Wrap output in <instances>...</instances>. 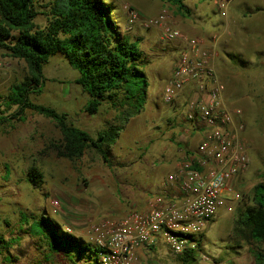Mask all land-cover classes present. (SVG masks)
I'll list each match as a JSON object with an SVG mask.
<instances>
[{
	"label": "rangeland",
	"instance_id": "rangeland-1",
	"mask_svg": "<svg viewBox=\"0 0 264 264\" xmlns=\"http://www.w3.org/2000/svg\"><path fill=\"white\" fill-rule=\"evenodd\" d=\"M109 1L116 7L113 16L121 34L137 40L149 60L145 67L149 80L145 107L125 122L106 103L98 112L88 114L85 105L89 96L75 81L78 72L60 53L50 58L43 67L42 91L32 95L34 102L67 114L69 123L94 138L111 125L119 128V134L108 146L110 162L106 163L93 148H87L79 159L60 156L59 127L54 119L41 113L27 110L22 121L0 124V264H73L61 253L47 255L45 240L30 231L34 219L49 217L61 229L96 245L99 234L95 227L114 224L129 210L138 209L134 204L140 187L148 183L157 186L168 171L162 150L176 145L170 127L183 120L188 95L182 93L166 103L161 93L185 42L179 38L161 39L156 26L144 27L136 22L128 28L126 11L133 8L141 18L166 11L175 28L189 36L184 16L168 2ZM218 1L185 0L192 8L190 17L185 18L195 20V36L209 43L219 36L215 70L225 83L226 103L242 112L249 163L231 182L230 201L205 228L201 251L210 260L198 255L192 264H253L255 252L263 253L264 264V242L252 240L238 222L245 208L253 203V187L264 182V0H230L226 16L220 14ZM45 5L41 1L38 10L46 12ZM43 13L35 19L38 26L47 22ZM229 52L247 62H233ZM160 67L164 69L162 77L155 74ZM28 75L23 59L0 48V101L12 84ZM14 109L12 106L7 112ZM31 172L39 173L36 183L28 178ZM178 256L162 243L138 252L143 264H183Z\"/></svg>",
	"mask_w": 264,
	"mask_h": 264
},
{
	"label": "trees",
	"instance_id": "trees-1",
	"mask_svg": "<svg viewBox=\"0 0 264 264\" xmlns=\"http://www.w3.org/2000/svg\"><path fill=\"white\" fill-rule=\"evenodd\" d=\"M41 1L48 7L44 13L38 10ZM157 1L176 5L182 15L191 14L184 0ZM115 8L109 0H0V48L12 57L23 59L29 70V75L12 84L0 101V124L22 121L27 110L41 113L54 119L59 127L60 156L79 159L87 148H93L104 162H110L108 146L116 140L119 128L111 125L94 138L69 123L67 114L34 102L32 95L42 91L44 65L60 53L78 72L75 81L89 96L85 105L88 114L98 112L104 103L116 109L124 122L143 111L149 85L145 67L149 60L137 40L121 34L113 16ZM39 13L46 16L45 25L38 26L35 22ZM228 56L239 64L247 62L230 52ZM12 106L15 109L8 113ZM38 174L31 172L29 180L36 183ZM252 202L238 222L252 240L264 242V182L253 187ZM34 220L30 231L45 240L47 255L61 253L73 264H99L100 249L96 245L61 229L49 217ZM203 236L197 240L198 245ZM196 258L195 251L178 256L183 264H192ZM262 258V252H255L253 264H261Z\"/></svg>",
	"mask_w": 264,
	"mask_h": 264
},
{
	"label": "built area",
	"instance_id": "built-area-1",
	"mask_svg": "<svg viewBox=\"0 0 264 264\" xmlns=\"http://www.w3.org/2000/svg\"><path fill=\"white\" fill-rule=\"evenodd\" d=\"M126 22L128 28L136 22L144 27L156 26L165 41L184 40L186 48L172 68L161 97L170 103L182 93L188 94L184 119L202 132V139L194 154L185 156L163 180V194L147 199L143 209L129 210L114 224L95 227L99 234L95 238L100 249L98 263L143 264L139 250L159 243L175 255L195 251L209 261L197 240L218 210L230 201L231 182L249 163L242 112L226 103V86L215 70L219 36L207 45L198 38L183 36L166 11L141 18L130 8Z\"/></svg>",
	"mask_w": 264,
	"mask_h": 264
},
{
	"label": "crops",
	"instance_id": "crops-1",
	"mask_svg": "<svg viewBox=\"0 0 264 264\" xmlns=\"http://www.w3.org/2000/svg\"><path fill=\"white\" fill-rule=\"evenodd\" d=\"M229 1L230 0H219L218 1V8L219 10H221L220 14L222 16H226V9H227V5ZM221 5H223L224 8H222ZM188 7L192 9L190 6ZM257 10H259V8H257ZM222 11L224 12V14H222ZM183 16L185 19L184 24L187 26V29H185L186 30L185 32H189L190 34L189 36H186V37L198 38L202 40V42L204 41L206 45L209 44L210 40L201 39L194 35L195 20L193 19V21H191L185 18V17H190V15H183ZM177 30L179 29L177 28ZM184 48H186V45H184V47L179 49L177 53H179L180 55V53L184 51ZM163 70H164L163 67H160L157 70H155V74L159 77H162ZM192 98H194V95L192 96ZM182 119L183 120H181L176 127H173V126L170 127V132H171L170 135L172 136L171 139H174V141L176 142L175 147L169 148L168 151L165 148H163L162 150V152L165 153L162 155L163 159H167L168 161L169 168H168L167 173L163 175L162 179L159 181L157 186H154V184L152 183H148L146 186L140 187L141 190L137 191L139 192V196L137 195V197L139 198L136 201L137 203L134 204L136 208L143 209L146 206L147 199H151V198L153 199L155 196L163 194V192H165L163 180H165L166 176L170 172L172 173L174 170H176L179 162H181L185 158V156L194 154L197 143H199V141L202 139V132L190 126L189 125L190 122L186 121L184 118Z\"/></svg>",
	"mask_w": 264,
	"mask_h": 264
}]
</instances>
